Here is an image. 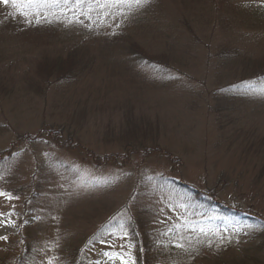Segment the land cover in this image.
I'll return each mask as SVG.
<instances>
[{"label": "rangeland", "instance_id": "rangeland-1", "mask_svg": "<svg viewBox=\"0 0 264 264\" xmlns=\"http://www.w3.org/2000/svg\"><path fill=\"white\" fill-rule=\"evenodd\" d=\"M57 1L71 16L69 35H0V151L14 155L0 163V191L18 198L0 196V212L13 213L0 216L7 237L0 264H12L25 239L38 243L34 264H67L117 212L147 217L149 232L177 250L171 233L184 234L190 214L183 195L146 178L162 172L263 220L264 78L255 73L264 67V0H154L136 9L139 18L123 5L101 7L106 0ZM96 22L95 35L74 30ZM134 42L168 65L132 72L126 48ZM79 46L88 62L83 78L41 92L38 65ZM129 122L142 126L137 136L126 132ZM51 129L82 146L57 147ZM26 135L41 138L20 143ZM212 233L216 250L235 256L241 243L264 264L260 229L229 225ZM87 252L90 264H137L133 239L119 232ZM215 257L201 253L204 264Z\"/></svg>", "mask_w": 264, "mask_h": 264}, {"label": "trees", "instance_id": "trees-1", "mask_svg": "<svg viewBox=\"0 0 264 264\" xmlns=\"http://www.w3.org/2000/svg\"><path fill=\"white\" fill-rule=\"evenodd\" d=\"M154 2V0H149L145 8L149 9L153 7ZM63 9V3L57 0H33L31 4H28L27 0H24V5L20 7H14L11 0L7 5L0 3V35H5V33L9 32L15 35L35 33L49 36L50 38H58L65 32L69 35L73 27L71 26L72 22L68 23L69 25L67 24V22L70 21L67 18H71V16H69V13L65 14L66 11H63ZM141 12V9L136 10L134 8V10L129 11V13H131L129 15H135L136 18H139L141 16L139 13ZM63 18L68 21L64 23L65 20ZM94 24L81 25L80 27L76 26L74 30H76V28L79 29V34L81 35H95L96 31H92V29L94 27L95 30L100 27L102 28V25L100 22ZM81 37L84 38V36ZM79 45L85 47V41ZM126 49L128 53H125L127 55L126 57H128L127 65L131 63L134 64L132 72L146 75L149 70L154 71L159 68L163 69V67L168 65V63L162 62L164 57L158 56V58H156L152 56L135 42L131 43ZM81 51L82 49L80 46L75 47L65 56L56 55L53 56V58H47L42 64L38 65L36 75L39 77L40 83L44 86L41 92H45L46 89H49L52 85L68 86L72 84L73 81L83 78L87 73L88 62L86 63L85 56H81ZM255 75L256 77L264 78V67L258 69ZM260 80L261 78H258V81ZM127 127L128 128L125 129L126 132H129V134L134 133L136 136L139 131H142V126H139L136 122L127 123ZM52 130L54 133L52 139L53 142H56L57 147L74 149L82 146L80 140L74 141L73 138V143H71L68 137L63 139L61 131L60 133L55 129H51L50 131ZM39 138H41L39 135L22 136L20 143L39 142ZM123 147L128 149L129 153L135 152L134 146L132 147L129 143L125 144ZM138 147H141V145L137 146V148ZM151 150L167 157L171 165H173L175 160L172 159L169 152H162V149L158 147L155 149L151 148ZM9 153L11 152L6 151L2 153L0 151V163H3L4 160L8 161L10 160L9 158L14 156L8 155ZM54 165L56 169L60 168L59 171H63L64 168H61L58 164ZM146 178H150V180L153 179L156 183H166L176 194L185 197V200L182 202L188 214H190V219H188L184 227L181 228L186 231L184 234L179 233L177 230L171 233L174 238H176V241L182 244L183 247H177V250H169L166 244L163 243L166 241L164 234L152 235L149 232V230H151V223L147 217L143 219L140 217L133 218L132 215L125 212H117L113 214L93 236L86 239L85 245L83 249L81 248V251H77V249L74 250L67 264H90L87 250L98 242L100 243L104 238H109L111 234L118 232L127 234L133 239V244L135 246L134 262L137 264H140L139 259L143 261L151 259V262L153 260H158V262L165 260L169 264H204V261H201V253L205 250H211L215 254L216 259L213 264H263V262L252 253L253 250L251 247H245V245L241 243L236 246L238 250L235 256L229 255L230 248L226 250H216L214 248L215 242H213L212 232L214 230L221 231L222 228L228 227L229 225H240L241 227L248 226L249 228H257L264 233V219L262 220L260 217L254 216L238 205H230L220 201L218 195L214 191H208L207 193L199 191L176 177L168 175V173L162 172L152 177L149 175ZM135 180L137 182L139 179L136 178ZM145 180L147 179L139 182L141 187L143 184L148 183ZM92 183L93 181L85 180L81 185L86 186ZM137 221H139V223ZM136 225L142 228V232L140 228L138 230L135 228ZM201 229L204 231L201 232ZM24 241L25 242H23L20 248L19 257H16L12 264H34L33 262H35L38 257V243H36L34 239H25ZM190 257H192L193 261L187 260Z\"/></svg>", "mask_w": 264, "mask_h": 264}, {"label": "snow or ice", "instance_id": "snow-or-ice-1", "mask_svg": "<svg viewBox=\"0 0 264 264\" xmlns=\"http://www.w3.org/2000/svg\"><path fill=\"white\" fill-rule=\"evenodd\" d=\"M10 0H0V3H3L5 5L9 4ZM28 4H31L33 0H27ZM64 2L67 4L70 2V0H64ZM98 2V0H97ZM149 2V0H106V3L104 5H101V7H107V3H113L117 6L123 5L125 6L129 11L135 9H138L140 7H143ZM11 3L14 7H20L24 5V0H11ZM69 22H72L71 20ZM75 22H80L79 18L77 17ZM0 196H5L8 200L12 199H18L17 197H13L11 193H6L3 191H0ZM13 207H15L13 205ZM7 215L8 217H11L13 215L12 212H9L7 214L0 212V216ZM2 222V221H0ZM14 223V222H13ZM204 230L201 229V232ZM0 239H7L5 236H0ZM178 247H183L182 244H177ZM121 248H123V245H120Z\"/></svg>", "mask_w": 264, "mask_h": 264}]
</instances>
